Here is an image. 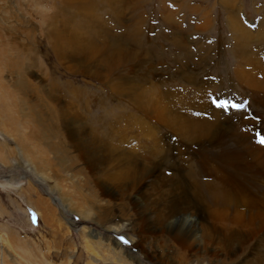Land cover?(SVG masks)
Returning <instances> with one entry per match:
<instances>
[{"label":"bare ground","instance_id":"6f19581e","mask_svg":"<svg viewBox=\"0 0 264 264\" xmlns=\"http://www.w3.org/2000/svg\"><path fill=\"white\" fill-rule=\"evenodd\" d=\"M95 1L75 0L73 4L86 9L85 16L90 20ZM132 1L108 0L116 12L115 20L123 28L130 27V34L117 35L97 23L91 26L87 37L76 29L70 34L68 26L61 25V30L57 27L59 45L55 48L68 58L63 60L74 62V70L88 65L100 82L126 99L128 107L137 113L130 118L131 128L139 129L152 146L144 144L140 137L134 138L138 146H130L133 130L130 135L125 127L119 131L105 125L102 134L101 129L89 127L84 120L71 127L69 140L80 156L79 172L86 182L85 201L91 202L93 208L99 207L101 214L77 205L72 198L64 197L65 205L83 221L100 225L99 221L114 220L116 223L108 232L127 230L136 247L144 245L156 250L157 255L144 249L142 254L157 264H251L248 257L264 264V145L252 135L257 121L246 120V109L227 116L214 108L212 100L219 99L218 95L196 91L197 87L203 92L207 89L199 75L207 69L215 72L220 59L214 66L196 62L189 51V32L180 28L165 7L163 20L174 32L158 37L162 48L146 50L145 40L144 44H135L134 38L144 36L142 28H138L144 21L130 22L122 15ZM222 4L234 28L242 34L232 51L239 64L233 71L228 69V75L264 115V62L254 59L248 48L256 39L243 27L233 3L222 0ZM191 11L198 12L192 8ZM56 16L50 19L51 25ZM209 24L205 18L203 27L195 30L206 32ZM164 48L169 52L157 58ZM205 50L209 52L211 48L207 45ZM176 51L180 54L169 59ZM166 74L168 80L164 79ZM176 86H184V90L172 91ZM54 94L48 92L49 99H54L60 108V97ZM189 108H195L198 114L188 112ZM172 136L178 139L173 141ZM179 144L183 145L181 150ZM193 147L200 149L195 155ZM197 158L194 163L192 160ZM83 232L87 246L105 262L131 263L114 248L113 256L104 253L107 248L103 239L94 231L83 228ZM161 245L175 249L177 255H170V251L159 254Z\"/></svg>","mask_w":264,"mask_h":264},{"label":"rangeland","instance_id":"374dc122","mask_svg":"<svg viewBox=\"0 0 264 264\" xmlns=\"http://www.w3.org/2000/svg\"><path fill=\"white\" fill-rule=\"evenodd\" d=\"M74 1L0 0V264H117L107 263L95 255L87 246L83 228L94 231L103 239L101 241L107 248L104 253L113 256L114 248L126 260L128 258L129 264H157L142 254L144 249L157 255L156 250L144 245L136 247L130 241L131 234L127 230L108 232L114 220L99 221L101 226L96 222L83 221L64 203V197L72 198L77 205L91 209L94 214H101L99 207L93 208L91 202L85 201L86 182L79 172L82 165L80 156L69 140L71 127L84 120L89 127L101 129V134L107 126L119 131L125 130V127L131 135L134 129L131 128L132 116L137 115L128 107L125 98L96 78L88 65L74 70V62L63 60L66 57L58 47L55 48L59 45L56 36L59 26V30L68 26L66 29L72 31L70 34L76 29L86 33V36L90 35L91 26L97 23L100 27H103L102 24L108 26L117 35L131 32L130 27L123 28L115 20L116 12L108 0L95 1L96 5L89 14L94 15L90 20L84 13L87 10L74 5ZM230 1L243 27L256 39V42L249 43V51L254 59H263L264 62V0ZM162 7L172 12L182 30L189 32V51L196 62L214 66L220 59V67L215 72L207 69L199 75L207 89L203 92L197 87L196 91L218 95L219 99L223 97L212 101L214 108L227 116L246 109L249 115L245 116L246 120L257 121L258 130L252 135L258 142L264 137V115L228 75V69L233 71L239 64L234 60L232 51L242 40V34L234 28L222 0H133L125 6L122 15L130 22L144 21L138 27L144 36L138 35L134 43L147 42L146 50L161 49L158 37L174 32L163 20ZM191 8L198 12H192ZM53 15L56 19L51 25ZM205 18L210 23L206 32L195 30L203 27ZM51 26L57 28L56 37H53L55 29L52 32ZM207 45L211 51L203 52ZM165 48L157 58L169 52ZM178 54L179 51H176L169 59H175ZM130 75L136 77V73L131 71ZM164 79L168 80L169 75H164ZM171 90L183 91L184 86ZM48 92L60 97V108L57 102L53 103L54 99L50 101ZM218 100H228L241 107H229L225 111L216 106ZM126 112L131 116H127ZM188 112L198 114L195 108H189ZM129 119L130 123L127 122ZM166 133L171 135V132ZM136 137L152 146L139 129L132 131V141H128L130 146H138ZM174 139L178 137L172 136ZM182 148L183 145L179 144L178 150ZM193 150V155L200 151L197 147ZM192 161L197 163L198 158ZM166 174L170 176V171ZM45 177L48 179L45 180ZM159 247V254L170 251V255H177L175 249ZM109 249L113 252L110 253ZM248 261L257 264L254 257H248Z\"/></svg>","mask_w":264,"mask_h":264},{"label":"snow or ice","instance_id":"6c2138e0","mask_svg":"<svg viewBox=\"0 0 264 264\" xmlns=\"http://www.w3.org/2000/svg\"><path fill=\"white\" fill-rule=\"evenodd\" d=\"M216 106L217 107H220V108H223L225 111H227V109L229 107H232V108H239V107H241L240 105L231 104L228 100H221V101L217 102ZM258 142L260 144L264 145V137L260 138Z\"/></svg>","mask_w":264,"mask_h":264}]
</instances>
